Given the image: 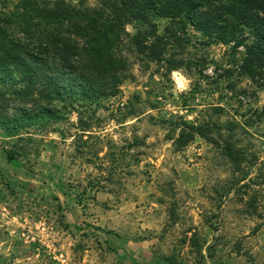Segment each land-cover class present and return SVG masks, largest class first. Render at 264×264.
<instances>
[{"label":"rangeland","instance_id":"1","mask_svg":"<svg viewBox=\"0 0 264 264\" xmlns=\"http://www.w3.org/2000/svg\"><path fill=\"white\" fill-rule=\"evenodd\" d=\"M146 29L117 49V96L38 112L0 82L2 114L34 116L0 124V264H264V88L240 73L244 47L177 26L154 61L131 42Z\"/></svg>","mask_w":264,"mask_h":264},{"label":"trees","instance_id":"2","mask_svg":"<svg viewBox=\"0 0 264 264\" xmlns=\"http://www.w3.org/2000/svg\"><path fill=\"white\" fill-rule=\"evenodd\" d=\"M157 19L171 22L166 35L158 33ZM133 22L147 29L131 42L154 61L162 60L177 26L192 27L217 43L243 46L240 73L264 88V0H98L95 8L71 6L67 0H19L0 7L2 92L8 102L33 104L38 112H50L42 103L66 97L89 102L117 96L128 66L117 49ZM246 34L249 41L240 39ZM1 111L0 124L9 129L20 128L23 118H34ZM191 129L189 142L195 134L206 137L200 127ZM223 153L235 165L243 159L232 142ZM8 159L14 160L11 155Z\"/></svg>","mask_w":264,"mask_h":264}]
</instances>
